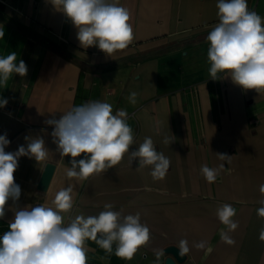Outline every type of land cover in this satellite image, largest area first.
Returning a JSON list of instances; mask_svg holds the SVG:
<instances>
[{
	"label": "crops",
	"instance_id": "crops-1",
	"mask_svg": "<svg viewBox=\"0 0 264 264\" xmlns=\"http://www.w3.org/2000/svg\"><path fill=\"white\" fill-rule=\"evenodd\" d=\"M218 0H119L131 12L135 39L112 57L96 46L82 47L77 29L50 0H0V56L16 52L28 72L13 74L0 98V135L7 134L6 152H14L26 137H42L48 160L20 157L14 173L21 187L19 201L11 200L0 219V236L8 230L15 210L38 204L52 206L56 193L69 185L75 203L65 221L76 215H98L110 203L122 215L140 213L151 233L131 261L107 254L87 241V264H165L163 249L189 242L190 251L177 264H264V242L257 215L264 184V92L243 90L218 73L213 80L206 37L219 22ZM249 10L264 18V0H247ZM137 93L136 103L129 101ZM125 110L135 144L151 137L158 152L170 159L162 180L151 167L130 164L128 156L106 172L87 180L69 179L71 157H61L48 119H60L88 101ZM170 143L165 144V138ZM217 153L231 156L221 160ZM80 158H83L81 156ZM54 170L45 189L38 182L46 163ZM224 165L209 184L201 166ZM222 204L237 209L239 227L229 233L234 245L223 242L216 211ZM207 241L198 250L194 244ZM115 249V245L113 246ZM210 248V251L208 250ZM157 253H161L157 259Z\"/></svg>",
	"mask_w": 264,
	"mask_h": 264
},
{
	"label": "clouds",
	"instance_id": "clouds-1",
	"mask_svg": "<svg viewBox=\"0 0 264 264\" xmlns=\"http://www.w3.org/2000/svg\"><path fill=\"white\" fill-rule=\"evenodd\" d=\"M51 4L71 21L77 29V39L82 47L96 46L112 57L117 51L126 49L135 39L131 23V12L120 5L119 0H50ZM216 7L219 22L210 30L206 39L210 43L207 59L213 80L218 73L230 77L243 90L264 92V18L249 10L247 0H218ZM0 28V40L4 38ZM16 52L0 56V87L6 88L13 74L27 75L23 60L17 63ZM137 93L129 96L136 103ZM8 104L0 98V108ZM128 114L119 110L113 114L112 105L99 100L88 101L71 108L60 119H48L54 126L51 132L53 142L61 157H71L66 176L87 180L108 169L115 168L125 156L130 164L138 160L139 167H151L154 180H162L170 168V159L158 152L151 137L134 151L133 129L128 124ZM27 147L21 145L14 152H6L10 144L7 134L0 135V219L6 215L11 200L19 201L21 187L15 182L20 157L35 159L39 164L48 160L49 150L42 137L25 138ZM165 144L170 141L166 137ZM83 156V158H80ZM221 160L230 162L231 156L217 153ZM224 165L201 166V174L209 183H214ZM259 191L264 197V184ZM73 188L69 185L60 189L52 206L38 204L15 210L14 218L8 223V230L0 236V264H87V241L94 242L107 254L131 261L136 252L151 239L149 227L141 222L140 213L122 215L113 210L110 203L98 215H76L65 221V215L74 207ZM258 203L257 215L264 218V198ZM237 209L222 204L216 215L224 226L220 229L223 242L234 245L229 233L239 227L234 219ZM259 239L264 242V226L259 230ZM115 245V249L113 246ZM181 257L190 251L189 242L181 239L176 246ZM198 250L208 247L207 241L194 244ZM210 251V248H208ZM161 253H157V259Z\"/></svg>",
	"mask_w": 264,
	"mask_h": 264
},
{
	"label": "water",
	"instance_id": "water-1",
	"mask_svg": "<svg viewBox=\"0 0 264 264\" xmlns=\"http://www.w3.org/2000/svg\"><path fill=\"white\" fill-rule=\"evenodd\" d=\"M54 170V164L53 163H46L44 171L40 177V180L38 182V188L39 189H45L50 181V178L52 176ZM163 251L165 253H168L169 255L165 258V264H177V262H182L186 256L181 257L179 255V249L176 247V245H167Z\"/></svg>",
	"mask_w": 264,
	"mask_h": 264
}]
</instances>
